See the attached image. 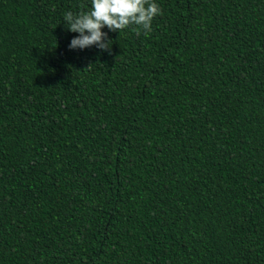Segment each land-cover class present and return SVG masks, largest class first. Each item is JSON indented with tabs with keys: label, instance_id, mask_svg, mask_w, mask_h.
<instances>
[{
	"label": "trees",
	"instance_id": "1",
	"mask_svg": "<svg viewBox=\"0 0 264 264\" xmlns=\"http://www.w3.org/2000/svg\"><path fill=\"white\" fill-rule=\"evenodd\" d=\"M155 2L0 0V264H264V0Z\"/></svg>",
	"mask_w": 264,
	"mask_h": 264
},
{
	"label": "clouds",
	"instance_id": "2",
	"mask_svg": "<svg viewBox=\"0 0 264 264\" xmlns=\"http://www.w3.org/2000/svg\"><path fill=\"white\" fill-rule=\"evenodd\" d=\"M160 15H163V9L155 0H91L90 10L68 11L64 15L67 30L79 33L70 41L69 50L95 46L111 53L113 42L103 31L105 27L111 32H122L135 26L132 30L137 35L141 31L147 35L152 31L154 18Z\"/></svg>",
	"mask_w": 264,
	"mask_h": 264
}]
</instances>
